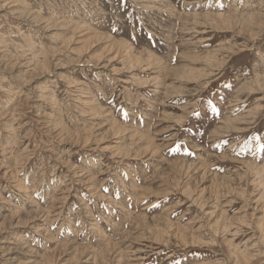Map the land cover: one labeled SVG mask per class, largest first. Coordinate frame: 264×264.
Returning <instances> with one entry per match:
<instances>
[{
  "label": "rangeland",
  "instance_id": "obj_1",
  "mask_svg": "<svg viewBox=\"0 0 264 264\" xmlns=\"http://www.w3.org/2000/svg\"><path fill=\"white\" fill-rule=\"evenodd\" d=\"M0 264H264V0H0Z\"/></svg>",
  "mask_w": 264,
  "mask_h": 264
},
{
  "label": "bare ground",
  "instance_id": "obj_2",
  "mask_svg": "<svg viewBox=\"0 0 264 264\" xmlns=\"http://www.w3.org/2000/svg\"><path fill=\"white\" fill-rule=\"evenodd\" d=\"M253 17V16H252ZM255 18V17H254ZM221 25V24H220ZM70 42V41H69ZM90 43V42H89ZM89 45V44H88ZM117 57V56H116ZM18 60V59H17ZM75 63V62H74ZM79 63V62H78ZM91 65V64H90ZM133 66V65H132ZM51 72V71H50ZM209 75V74H208ZM144 81V80H143ZM261 94V93H260ZM248 114H247V116H246V118L245 119H247V118H250V115H251V113H250V111H248L247 112ZM6 117V116H5ZM242 121V120H241ZM242 123V122H241ZM230 124V123H229ZM242 125V124H241ZM227 127V126H226ZM239 129V128H238ZM81 137V136H80ZM149 151V150H148ZM51 152V151H50ZM128 156V155H127ZM9 171V170H8ZM198 172V171H197ZM12 175V174H11ZM210 203V202H209ZM222 215V214H221ZM33 216V215H32ZM14 222V221H13ZM11 224V223H10ZM27 253V252H26ZM65 253V252H64ZM54 255V254H53ZM77 257V256H76Z\"/></svg>",
  "mask_w": 264,
  "mask_h": 264
}]
</instances>
